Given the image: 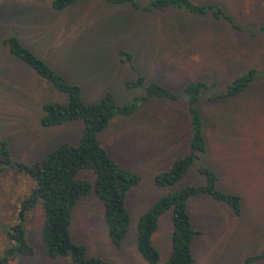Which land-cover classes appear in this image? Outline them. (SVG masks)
I'll return each instance as SVG.
<instances>
[{
  "label": "rangeland",
  "instance_id": "374dc122",
  "mask_svg": "<svg viewBox=\"0 0 264 264\" xmlns=\"http://www.w3.org/2000/svg\"><path fill=\"white\" fill-rule=\"evenodd\" d=\"M50 1L0 0V42L15 37L56 73L78 85L83 103H94L106 92L119 104L139 94L123 87V81L133 79L134 74L118 62V51L131 55L134 67L147 81L176 94L190 82L213 85L196 106L203 120L206 151L170 186L156 187L152 178L188 152L185 99H150L133 114L112 118L98 134V142L118 167L140 178L125 200L130 215L127 234L119 248L111 245L103 206L90 194L73 209L72 241L85 247L86 257L107 264H146L135 249L138 217L159 197L202 185L204 179L197 172L201 164L218 175L217 190L240 197L241 211L236 215L207 195L187 200L186 212L199 233L191 243L194 264H264V77L256 76L237 97L207 100L247 69L264 70V4L258 0H191L219 5L237 26L229 29L222 21L184 11L141 13L129 5L112 6L100 0H80L53 11ZM133 1L144 6L150 0ZM189 25L187 33L185 26ZM65 101L64 95L0 45V141L7 143L12 161L30 164L60 144L77 143L80 121L53 128L38 122L42 103ZM78 179L91 182L93 173L81 171ZM32 187L18 172L0 174V254L4 230L14 223L19 199ZM42 222L37 206L25 222L26 242L33 254L10 264H72L69 259L45 255ZM157 224L151 243L164 262L170 252V213L162 214Z\"/></svg>",
  "mask_w": 264,
  "mask_h": 264
},
{
  "label": "trees",
  "instance_id": "16d2710c",
  "mask_svg": "<svg viewBox=\"0 0 264 264\" xmlns=\"http://www.w3.org/2000/svg\"><path fill=\"white\" fill-rule=\"evenodd\" d=\"M80 0H51L50 9L61 11L75 5ZM112 6L129 5L133 10L148 13L157 10L184 11L194 17H208L222 21L232 29H237L231 17L217 4H197L191 0H150L139 6L133 0H100ZM264 4V0H258ZM0 45L18 59L27 69L52 88L65 96V103L44 102L38 120L41 127H60L68 122L80 121L82 129L75 145L60 144L45 152L30 164L12 161L7 143L0 141V174L12 170L22 174L33 187L27 196L19 199L15 221L6 230L5 243L0 254V264H10L19 257L31 256L33 248L26 242L25 222L27 215L37 206L42 210L43 222L41 239L45 255L50 259H69L72 264H107L97 257H86L85 247L72 241L69 225L75 205L93 194L102 204V219L107 237L114 248H119L125 238L130 221L125 200L130 190L140 178L121 169L111 159L98 142L102 132L112 118L127 117L133 114L138 105L150 99L175 101L185 99L189 117L190 135L188 152L168 166L167 170L155 174L152 183L156 187L170 186L180 180L192 163L198 161L206 151L203 138V120L197 110L204 91L213 85L203 82H190L183 87L181 94L157 83L147 81L134 67L129 53L118 51V62L127 65L134 74L133 79L123 81L126 91H137L131 101L117 103L110 92L104 93L94 103H83L78 85L68 82L56 73L43 60L35 56L13 36L1 40ZM264 77L263 71L252 68L231 78L224 88L207 98L208 101L227 100L248 90L256 76ZM81 171H91L93 181L78 179ZM197 172L204 183L187 186L179 191L165 194L155 200L138 217L135 225V249L146 264H194L191 243L196 232L186 212V202L190 197L207 195L216 202L231 208L236 215L241 211L240 197L221 192L215 184L218 175L204 165L197 166ZM170 213V252L164 262L159 261V252L152 245V236L157 229L159 217ZM264 241V232L262 233Z\"/></svg>",
  "mask_w": 264,
  "mask_h": 264
},
{
  "label": "crops",
  "instance_id": "0c3cea01",
  "mask_svg": "<svg viewBox=\"0 0 264 264\" xmlns=\"http://www.w3.org/2000/svg\"><path fill=\"white\" fill-rule=\"evenodd\" d=\"M224 11V10H223ZM194 17V16H193ZM229 29H230V27H229V25L228 24H225ZM186 27V31H187V33L189 32V31H191V27H192V25H189V26H185ZM190 27V28H189ZM194 29V28H193ZM196 29V28H195Z\"/></svg>",
  "mask_w": 264,
  "mask_h": 264
}]
</instances>
